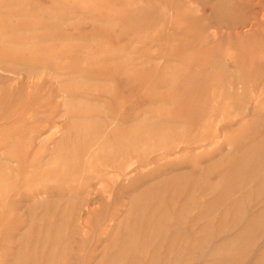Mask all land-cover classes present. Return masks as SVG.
Returning <instances> with one entry per match:
<instances>
[{"label": "rangeland", "instance_id": "obj_1", "mask_svg": "<svg viewBox=\"0 0 264 264\" xmlns=\"http://www.w3.org/2000/svg\"><path fill=\"white\" fill-rule=\"evenodd\" d=\"M0 68V264H264V0H0Z\"/></svg>", "mask_w": 264, "mask_h": 264}, {"label": "bare ground", "instance_id": "obj_2", "mask_svg": "<svg viewBox=\"0 0 264 264\" xmlns=\"http://www.w3.org/2000/svg\"><path fill=\"white\" fill-rule=\"evenodd\" d=\"M178 42H179V41H178ZM3 67H4V66H3ZM0 69H1V68H0ZM4 70H6V69L4 68ZM0 71H2V69H1ZM7 71H8V70H7ZM0 73H1V72H0ZM2 73H3V72H2ZM39 73H40V72H39ZM5 74H7V72H6ZM10 74H11V71H10ZM10 74H9V75H10ZM37 74H38V73H36V75H37ZM25 75H26V74H25ZM32 75H33V74H32ZM7 76H8V75H7ZM17 76L19 77L20 75L18 74ZM4 77H5V76H4ZM5 78H7V77H5ZM13 78H14V77H13ZM15 78H16V77H15ZM11 80H12V79H11ZM79 80H80V79H79ZM14 81H15V79H14ZM77 81H78V80H77ZM16 82L18 83L17 80H16ZM21 82H22V81H21ZM27 82H28V81H27ZM9 83H10V81H9ZM25 83H26V82H25ZM20 84H21V83H20ZM20 84H19V88H20ZM15 85H16V84H15ZM2 86H3V85H2ZM19 88H18V89H19ZM32 88H33V87H32ZM48 88H49V86H48ZM14 89H16V87H14ZM18 89H17V90H18ZM49 89H50V88H49ZM2 90H3V89H2ZM47 90H48V89H47ZM52 91H53V90H52ZM14 92H15V91H14ZM12 96H13V95H12ZM12 98H13V97H12ZM8 100H9V99H8ZM8 100H7V101H8ZM5 104H6V103H5ZM8 104H9V102H8ZM52 105H53V104H52ZM6 106H7V105H6ZM29 106H30V105H29ZM33 107H34V106H33ZM27 108H28V107H27ZM49 108H50V107H49ZM25 110H26V109H25ZM2 112H3V111H2ZM50 112H51V110H50ZM23 113H24V112H23ZM30 113H31V112H30ZM52 114H53V113H52ZM1 116H2V115H1ZM28 116H29V115H28ZM220 116H221V115H220ZM12 117H13V116H12ZM234 118H235V116H234ZM14 119H15V118H14ZM16 120H17V119H16ZM217 120H218V119H217ZM221 120H222V119H221ZM232 120H234V119H232ZM218 122H219V121H218ZM8 123H9V122H8ZM8 123H7V124H8ZM14 124H15V122H14ZM219 124H220V123H219ZM123 125H124V124H123ZM169 125H170V123H169ZM220 125H221V124H220ZM222 125H223V124H222ZM232 127H233V126H232ZM225 128H226V127H225ZM110 139H111V138H110ZM214 139H215V138H214ZM216 139H217V138H216ZM111 140H112V139H111ZM111 140H110V141H111ZM36 143H37V142H36ZM204 143H205V142H204ZM205 146H206V145H205ZM213 146H214V145H213ZM202 147H203V146H202ZM255 147H256V146H255ZM187 148H188V147H187ZM196 148H197V147H196ZM208 148H209V147H208ZM210 148H211V146H210ZM200 149H202V148H200ZM180 150H181V149H180ZM198 150H199V148H198ZM165 153H167V152H165ZM257 156H258V155H257ZM257 162H258V161H257ZM256 164H257V163H256ZM139 166H140V165H139ZM109 168H110V167H109ZM252 168H254V167H252ZM89 169H90V168H89ZM110 169H111V168H110ZM114 170H115V169H114ZM259 170H261V169H259ZM110 173H111V172H110ZM260 173H261V171H260ZM263 173H264V172H263ZM263 173H262V174H263ZM110 175H111V174H110ZM120 176H121V175H120ZM258 177H259V176H258ZM262 181H263V179H262ZM97 185H98V184H97ZM117 187H118V186H117ZM117 187H116V188H117ZM235 187H236V186H235ZM247 187H248V186H247ZM114 188H115V187H114ZM237 188H238V187H237ZM247 189H248V188H247ZM96 190H97V188H96ZM97 191L99 192V190H97ZM116 191H117V190H116ZM244 191H246V190H244ZM90 192H91V191H90ZM90 192H89V193H90ZM93 192H94V191H93ZM227 192H228V191H227ZM89 193H88V194H89ZM99 194H100V193H99ZM95 195H96V194H95ZM100 195H101V194H100ZM106 195H107V194H106ZM89 196H90V195H89ZM91 196H92V194H91ZM98 196H99V195H98ZM217 197H218V196H217ZM232 197H233V196H232ZM101 198H102V197H101ZM93 201H94V200H93ZM103 201H104V198H103ZM85 202H86V201H85ZM99 202H100V200H99ZM104 202H105V201H104ZM91 203H92V202H91ZM105 203H106V202H105ZM86 204H87V203H86ZM93 204H94V203H93ZM93 204H92V205H93ZM99 204H101V202L98 203L97 205H99ZM82 205H83V204H82ZM85 206H86V205H85ZM85 206H83V207H85ZM214 206H215V205H214ZM95 207H98V206H95ZM99 207H100V206H99ZM92 208H93V207H92ZM83 209H84V208H83ZM99 209H100V208H99ZM84 210H85V209H84ZM91 210H92V209H91ZM91 210H90V211H91ZM92 212H93V211H92ZM94 213H95V212H94ZM205 214H206V213H205ZM94 217H96V216H94ZM87 222H88V221H87ZM170 226H171V225H170ZM141 231H142V230H141ZM139 234H140V233H139ZM140 239H141V237H140ZM140 239H139V240H140ZM142 239H143V238H142ZM171 255H172V254H171ZM42 257H43V256H42ZM135 258H136V256H135ZM135 258H134V259H135ZM136 259H137V258H136ZM111 260H112V259H111ZM128 262H129V261H128ZM132 262H133V261H132ZM138 262H139V260H138ZM135 263H136V261H135ZM129 264H130V263H129Z\"/></svg>", "mask_w": 264, "mask_h": 264}]
</instances>
